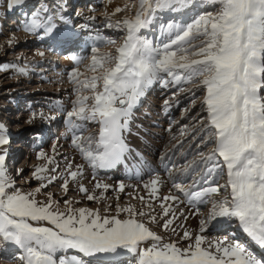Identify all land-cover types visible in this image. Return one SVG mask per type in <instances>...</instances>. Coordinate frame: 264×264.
I'll list each match as a JSON object with an SVG mask.
<instances>
[{
    "label": "snow or ice",
    "instance_id": "snow-or-ice-1",
    "mask_svg": "<svg viewBox=\"0 0 264 264\" xmlns=\"http://www.w3.org/2000/svg\"><path fill=\"white\" fill-rule=\"evenodd\" d=\"M6 2L10 10L26 4V0ZM134 7L133 15L118 20L112 17L131 11L127 5L104 14L105 27L121 33L119 42L99 31L86 34L91 44L85 71L80 69L83 57H69L75 65L67 73L74 97L70 107L52 105L66 125L65 138L83 162L63 157L60 171L57 143H53L51 155L38 151L37 159L44 163L34 168L30 180L22 176L23 169L13 175L6 163L10 137L0 123V251L5 245L14 246L21 252V264H122L125 253L134 256L135 264H264V0H139ZM89 10L94 11L91 5ZM167 12L195 15L190 22H164L162 14ZM88 28L79 25L81 33ZM156 28L160 35L153 38L149 31ZM23 30L61 45L75 44L80 36L71 28L60 29L46 6L28 14ZM13 43L15 37L8 41L9 46ZM37 55L44 57L45 52ZM8 67L0 66V71ZM16 71L27 73L23 67ZM154 85L190 93V107L183 109L184 114L196 107L197 92L202 93L200 111L190 124L180 127L184 139L176 146L179 151L184 143L195 141L191 145L195 153H188L192 159L181 153L184 163L169 166L164 162L170 157H160L171 181L167 195L160 196L166 183L160 173L153 170L143 180L142 169L135 171V177L141 180L147 199L133 196L141 202L139 209L117 203L114 214L102 216L99 209L76 207L79 200H58L46 191L62 181L60 188L67 197L69 185L77 184L86 168L92 172L94 188L100 190L97 196L78 183V192L88 201L105 199L110 188L117 193L127 187L135 191L139 186L120 181L113 187L98 180L97 174L144 163L127 135L132 133L134 110ZM163 103L167 110L169 100ZM36 117L31 113L27 123ZM89 125L96 131L85 135ZM166 131H172L171 124ZM17 178L25 184L39 183L24 190ZM41 195L44 199L38 198ZM153 202L159 203V214ZM177 204L185 205L188 214L184 208L177 214ZM209 205L203 216L200 206ZM111 211L109 204L105 212ZM190 217L199 218L198 232L189 231L184 223L178 225V232L176 222ZM153 224L178 239L165 240L149 227ZM232 225L245 234L246 241L234 235L209 240L205 235L209 229ZM181 242L186 246L181 247Z\"/></svg>",
    "mask_w": 264,
    "mask_h": 264
},
{
    "label": "rangeland",
    "instance_id": "rangeland-1",
    "mask_svg": "<svg viewBox=\"0 0 264 264\" xmlns=\"http://www.w3.org/2000/svg\"><path fill=\"white\" fill-rule=\"evenodd\" d=\"M56 1L58 2V0ZM108 1L109 0H84L82 9L74 7L73 5L69 6V11L66 15L67 20L69 19V23L72 21L70 24L71 29L74 28L77 33H80V36L78 42L70 45L71 48L69 47L67 51L57 50L55 46H53V41L49 38L41 40L37 36L23 30V23L28 19V14L32 11L39 9V7L44 4L49 6L51 5L50 3H52L53 7L58 9V7L49 0H26V4L21 5L23 8H18L16 6L12 18L9 16L5 19V22H2L0 25V46H2L0 47V66H9L7 70L0 71V123L5 125L10 137V143L6 146L8 148L6 163L11 174L15 175L16 169L20 166H25L27 169H25L22 176L24 179L30 180L34 168L44 163L43 160H38L37 157L31 158V155H35L36 153L37 156L40 150L51 155L53 143H57L58 154L56 156V162L60 165V171H63L65 164L63 157H75L76 162H83L79 158V154L72 149L70 140L65 138L64 134L67 131L66 125L63 123L61 115L52 110V105L61 103L66 108L70 107L69 101L74 97L71 95L72 85L69 83L67 73L75 65L69 57L73 54L83 57L84 62L80 65V69L81 71H85V66L89 62V45L91 44V41L87 40V33H91V35L94 36L96 32L99 31L101 35L114 37L119 42L121 33L118 30L105 27V4ZM123 1L131 11L125 10L121 13H117L112 17L113 20L133 15L136 10L134 6H138L139 4V0H122V2ZM89 5L92 6V9L94 6V11L89 10ZM5 10H7L6 0L5 2H0V15H2ZM56 12L62 14L64 9H58ZM77 13H80V15H77ZM194 15V12L184 14L167 12L162 14V19L164 22L175 19L183 23L190 22ZM89 16H95L96 19L87 20L86 17ZM10 19H13L14 23H12ZM59 23L62 24L61 21ZM67 23L68 22H66V24ZM82 24L89 25V28L85 29L83 33H81L79 29V25ZM149 35L153 38L158 37L160 35L159 29L156 28L154 31L150 30ZM12 37H15V43L9 46L8 41ZM102 50L108 51L109 49L105 48ZM38 51H44L45 56L40 57L37 55ZM13 65L26 68L27 73L23 75L19 74L16 71V67H13ZM173 92H177L174 86L168 89H162L159 85H154L147 90L145 97L136 108L134 121L132 123V131L138 130L139 135L135 138V142H128L130 147L141 152L144 157L154 160L155 165L158 166L159 169L157 168V171L159 173L161 172V178L166 181V184L160 189V196L167 195L168 189L171 187V181L168 180L167 173L164 171V166L160 157L167 154L168 157H170V161H165L164 163H169V166L170 163L180 165L184 163L181 153L187 155V159L190 160L192 159V155H188V153L191 152L194 154L196 151V149L191 146L195 144V141L184 143L183 148L179 151H177L176 146L181 139H184L179 135L180 127L184 124H190V118L196 116L200 111L202 93L197 92L196 107L192 108L187 114H184L183 109L190 107L192 95L187 92H177L175 98H173ZM165 99L169 100V107L167 110L163 103ZM33 112L37 114V117L29 124L27 121ZM40 113H43L45 117L55 115L57 119L51 121L41 119L39 116ZM200 115H203V113H200ZM170 124L172 126L171 132L166 131ZM148 127L152 130L147 129ZM10 128H12V130H10ZM95 131V127L89 125L85 135ZM173 136H175L176 139H172ZM16 142L20 143V147H14ZM210 147L211 146H209V148ZM143 148H146L147 151ZM204 150L207 151L208 149L206 148ZM15 163H18V165H15ZM53 166L54 165H50L49 167ZM11 168H13V170H10ZM119 171H121V169H119ZM106 175L105 173H98L97 179L105 182L102 178ZM91 177V170L86 168L84 177H82L78 183H83L90 192H94L99 196L100 190L94 188V182ZM148 178L149 176L144 177L143 180H147ZM24 179L17 178L18 185L24 188V190H32L38 186L39 182L31 181L30 184H25ZM120 181L125 182L126 180L123 178L117 179L112 186H117ZM129 181L132 183L135 182V180ZM219 182L224 183V179H221ZM61 183L62 181H57L54 185L49 186L46 191L54 193L55 198L58 200L65 198L79 200L80 203L76 204V207L99 209L102 216L114 214L117 203H119L120 206L133 204L136 205V207L138 206L137 208L139 209L141 207V202L138 199H133L135 195H143L147 199V192L142 188L141 180L135 185L139 186L135 191L133 187H130L125 189L126 194H122L111 189V191L104 194L105 199L99 201H88L83 194L78 192V183L69 185L70 190L67 197L63 196L58 198V195H64L60 188ZM132 183L130 184L132 185ZM117 196H119L118 201ZM38 198L40 199V197ZM181 199H183V197H181ZM153 203L156 214H159L161 212L159 203ZM109 204L112 205V211L106 213L105 208ZM175 207L177 214H179L181 208H184L186 215L188 214V209L185 205L177 204ZM200 207L201 214L207 216L210 205ZM198 220V217H190L187 221L178 220L174 227H177V231L180 232L181 229L178 225L184 223L189 231L195 233L198 232ZM149 227L157 232V234L163 236L165 240L169 238L178 239V237L174 236L170 231L164 232L162 228L157 225L153 224L149 225ZM235 230L233 226H223L209 229L205 235L209 240H217L222 239V237L229 238L234 232L237 234ZM180 246L184 247L186 245L184 242H181ZM3 248L6 251H0V254L6 252L7 255L0 257L1 264H21L18 259V256L21 254L19 250L16 248L10 250L11 248H8L6 245ZM71 254L73 253H69V255ZM103 258L104 257H99L97 259L101 261ZM121 259L122 262H124L122 264H126L125 262L130 261H134L135 264V258L129 257L127 253H125Z\"/></svg>",
    "mask_w": 264,
    "mask_h": 264
},
{
    "label": "bare ground",
    "instance_id": "bare-ground-1",
    "mask_svg": "<svg viewBox=\"0 0 264 264\" xmlns=\"http://www.w3.org/2000/svg\"><path fill=\"white\" fill-rule=\"evenodd\" d=\"M50 2H53L54 3V5H56L57 7L58 6H63L62 8L64 9V12L62 13V14H60L59 16H58V20H54L55 21V23L57 24V26L60 28V29H67V28H71L70 26V24L72 23V21H71V23H69V19L67 20V17H66V15H67V12L69 11V6L70 5H72L71 3H74V4H76V6H77V8L79 7V8H81L82 9V7L84 6V2H83V0H58V2L56 1V0H49ZM72 1V2H71ZM89 1H93V0H89ZM0 2H5V0H0ZM59 4V5H58ZM51 5H52V3H51ZM92 5V4H91ZM105 6H106V12H108V13H112L113 11H114V9L116 8V7H124L125 6V2L123 1L122 2V0H117V1H108V2H106V4H105ZM18 8H20V7H22L23 8V6H17ZM48 7V6H47ZM92 7V6H91ZM62 8L61 7H58V9H60V10H62ZM74 8V7H73ZM55 9H56V7H55ZM58 9H56V10H58ZM93 9H94V6H93ZM61 12V11H60ZM13 13H14V10H10L8 7H7V10H5L3 13H2V15H0V25L2 24V22H5V19H7L9 16H11L10 18H12V15H13ZM171 14V13H170ZM63 17V19H60V17ZM6 17V18H5ZM11 21H12V23H14V20L13 19H10ZM62 22V24L61 23H59V22ZM66 22H68L67 24H66ZM11 23V24H12ZM10 24V25H11ZM16 24V23H15ZM66 24V25H65ZM74 27V26H73ZM72 27V28H73ZM73 30H74V28H73ZM3 31H4V29H3ZM24 32V31H23ZM26 33V32H25ZM24 34V33H23ZM24 36V35H23ZM53 43V46H55V48L57 49V50H59V51H65L66 49H67V45L65 44V45H61V44H58V43H55L54 41L52 42ZM134 121V120H133ZM12 128L14 129V127L12 126ZM12 128H10V130H12ZM147 129H150L149 127L147 128ZM150 130H152V129H150ZM139 132H138V130H133L132 131V133L129 135H127V142H135L136 140H135V138L136 137H138V134ZM143 135V134H142ZM37 137V136H36ZM140 137V136H139ZM140 138H142V137H140ZM142 140V139H141ZM129 142V143H130ZM132 144V143H131ZM14 147H20V143L19 142H16L15 143V146ZM136 147V146H135ZM131 148H133V147H131ZM144 149V148H143ZM144 150H146L147 151V149L145 148ZM31 152H34V151H31ZM141 155H142V153L141 152H139ZM12 154V153H11ZM10 155V154H9ZM36 158L37 156H36V153H35V155H31V158ZM142 157H143V161H144V163L143 164H140L139 163V161H137V167L135 168V169H132V168H130V167H123V169H121V171H119V168L118 169H115V170H109V171H101V172H99V173H105V174H107L106 176H103V178L102 179H104L105 180V182L104 183H106L107 182V184H109V185H114L115 183H114V181L115 180H117V179H120V178H123L124 180H126L124 183L126 184V185H131L130 183H132L131 181H129V179L128 178H130V176L132 175L133 176V178L132 179H134L135 180V182H133L132 183V185H136V184H138V180L139 179H137L136 177H135V171H137V168L139 169V170H141L142 169V171L144 172V174H143V176H142V178L143 177H148L149 175H150V173H151V170H150V166L151 165H153V166H155V168L157 167L158 168V166L157 165H155V162H154V160H151V159H149V158H146V157H144L143 155H142ZM131 163H132V161H129V165H131ZM15 165H18V163H15ZM161 166V165H160ZM162 167V166H161ZM19 169H23L24 171H25V169H27V167L25 168V166H20L19 167ZM159 169V168H158ZM10 170H13V168H11ZM23 171V172H24ZM161 173V172H160ZM23 174V173H22ZM102 177V176H101ZM103 182V181H102ZM166 184V183H165ZM163 187V186H162ZM128 188H130V187H127L126 189H128ZM132 188V187H131ZM163 189V188H162ZM109 191H111V188H110V190ZM61 193V192H60ZM63 193V192H62ZM59 194V193H58ZM122 194H126L125 192L124 193H122ZM55 195V194H54ZM64 195H58V198H61V197H63ZM40 197V199H44V196L43 195H41V196H39ZM133 205V204H132ZM136 206V205H135ZM138 207V206H137ZM233 227H235V225H232ZM235 231L237 232V234L235 233H233V234H231L232 236H230L229 237V239H231L232 237H233V235L235 236V238L236 239H238V240H240V241H246V236H245V234H243L238 228H236L235 227ZM223 238H226V237H222V239ZM7 246V245H6ZM4 247V246H3ZM8 248H11L10 250H13L12 248H15L14 246H7ZM3 251H6V250H3ZM5 256V255H7L6 254V252H2L1 254H0V257L1 256ZM128 256L129 257H131V258H133L134 256H132V255H130V254H128ZM104 260V258L101 260V261H103ZM122 263H124V262H122ZM126 264H134V261L132 262V261H130V262H125ZM1 264V263H0ZM3 264V263H2Z\"/></svg>",
    "mask_w": 264,
    "mask_h": 264
}]
</instances>
